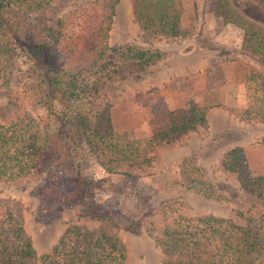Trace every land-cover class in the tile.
I'll list each match as a JSON object with an SVG mask.
<instances>
[{"label":"trees","instance_id":"obj_1","mask_svg":"<svg viewBox=\"0 0 264 264\" xmlns=\"http://www.w3.org/2000/svg\"><path fill=\"white\" fill-rule=\"evenodd\" d=\"M68 0H0V85L20 108L30 102L54 116L56 125L22 111L0 123V180L13 181L36 174L31 189L51 217L58 206H80L81 216L99 228L68 226L50 252L38 254L27 235L21 206L13 199L0 200V264H126V250L112 226L119 214L104 205L81 177L77 160L89 158L105 174L140 178L151 175V151L178 140L198 126L206 128L209 106L188 99L184 107L166 112L167 125L143 137H131L113 128L108 104L95 105L100 89L132 73L152 67L168 54L153 47L126 42L109 45L108 30L118 0H91L100 22L91 45L85 42L87 14L64 25L58 15ZM264 7V0H256ZM220 24L241 29L239 47L264 68V25L250 19L231 0H206ZM132 19L145 34L169 38L188 36L193 27L181 25V0H132ZM33 67L29 77L21 71ZM262 79V78H261ZM264 86V78L261 80ZM264 121V98L259 111ZM226 133L211 137L216 146ZM221 170L234 173L243 192L253 201L238 212L241 224L211 214L184 216L173 213L155 243L159 264H264V178L248 172L240 147L224 151ZM178 177L202 198L227 201L206 181L194 156L177 160ZM179 202L160 204V213H172ZM40 212V211H39ZM125 217L124 215L120 214ZM147 213L128 220L129 227L144 221ZM47 216L46 219H48ZM151 228L148 227L150 232Z\"/></svg>","mask_w":264,"mask_h":264},{"label":"rangeland","instance_id":"obj_2","mask_svg":"<svg viewBox=\"0 0 264 264\" xmlns=\"http://www.w3.org/2000/svg\"><path fill=\"white\" fill-rule=\"evenodd\" d=\"M56 4L58 0H53ZM91 0H68L59 11L64 25L75 22L86 13L84 28L85 42L92 44L100 14L89 4ZM181 25L193 27V32L184 37L152 36L143 33L132 19L130 1L114 9L108 30L109 45L126 42L142 47H153L168 54L158 64L132 73L120 82L103 86L95 100L97 107L108 104L110 121L117 131H125L131 137H143L167 125L166 112L184 107L188 99L198 105L224 106L232 119L236 131L247 132L245 139L240 133H226L223 140L214 147L207 142L211 138L212 126L207 129L198 126L178 140L154 148L151 175L132 178L105 174L89 158L77 160L81 177L88 181L90 190L104 200V205L118 211L112 217V226L104 227L107 234L117 236L125 246L127 262L158 264L160 250L154 238L170 221L173 213L184 216L211 214L231 219L236 224L242 220L238 212L245 211L253 197L242 191L234 173L223 171L218 166L221 154L233 144L244 145L248 172L264 178V121H259L263 105L264 68L256 60L240 50L241 29L234 24H220L211 14L206 0H181ZM250 19L264 25V7L256 0H231ZM193 54V67L181 73L180 64H173L172 54ZM202 59L211 64L197 68ZM36 69L30 67L20 72L30 77ZM262 78V79H261ZM20 108L7 95V89L0 85V123L28 111L42 120L56 125L53 115L44 108L30 102ZM247 124V126L245 125ZM193 155L204 171L206 181L215 193L227 201L202 198L188 188L178 177L177 160ZM36 174H29L13 181L0 180V200L13 199L21 206L24 228L38 254L48 253L65 229L70 225L96 229L100 224L80 214V206H58L52 213L41 210L39 200L31 195V189L38 182ZM176 200L179 202L172 213H160L156 207ZM3 207L0 205V215ZM40 211V212H39ZM147 213L144 221L136 227H129L128 220ZM124 215L125 217L121 216ZM47 216H49L48 219ZM148 227L151 228L150 232Z\"/></svg>","mask_w":264,"mask_h":264},{"label":"crops","instance_id":"obj_3","mask_svg":"<svg viewBox=\"0 0 264 264\" xmlns=\"http://www.w3.org/2000/svg\"><path fill=\"white\" fill-rule=\"evenodd\" d=\"M127 0H118L115 5H114V9L117 10V8L119 9L122 6H125L124 3ZM130 4H131V8H132V0H129ZM122 5V6H121ZM239 43H240V39H239ZM193 54H188V52L183 53L182 55H174L172 54V62L173 64H180L181 66V70H182V74L186 73L189 69H191L193 67ZM168 58V57H166ZM209 64H211L207 59H202L201 62H199L198 67H204L205 65L208 66ZM212 65V64H211ZM228 110L224 107V106H217V107H210L206 110L205 112V122H206V128L209 126H212V129L210 131V137H213L217 134L220 133H240L239 138L237 140L240 139H245L248 134L247 132H237L235 129L236 127L233 125L234 123L230 121V119H232L231 117H229L228 115ZM247 126V124H245ZM166 145V144H165ZM164 146V145H162ZM233 147H240L243 152H244V145L241 143H237V144H233L230 148ZM245 155V153H244ZM246 158V157H245ZM127 256H125V263L126 264H141L140 262H133V263H128L127 262ZM159 264V263H158Z\"/></svg>","mask_w":264,"mask_h":264}]
</instances>
